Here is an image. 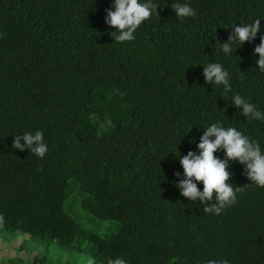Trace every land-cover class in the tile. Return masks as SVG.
<instances>
[{
	"label": "trees",
	"instance_id": "16d2710c",
	"mask_svg": "<svg viewBox=\"0 0 264 264\" xmlns=\"http://www.w3.org/2000/svg\"><path fill=\"white\" fill-rule=\"evenodd\" d=\"M153 2L159 16L117 43L105 21L114 0H0V243L22 239L0 264H264V187L245 165L229 162L243 190L219 215L177 186L180 158L213 123L264 151V120L232 101L264 113V0ZM177 2L197 15L177 17ZM256 19V39L226 55L232 27ZM209 63L229 72L227 95L206 81ZM36 131L43 158L12 147ZM85 214L109 224L82 226Z\"/></svg>",
	"mask_w": 264,
	"mask_h": 264
},
{
	"label": "clouds",
	"instance_id": "9594fccd",
	"mask_svg": "<svg viewBox=\"0 0 264 264\" xmlns=\"http://www.w3.org/2000/svg\"><path fill=\"white\" fill-rule=\"evenodd\" d=\"M159 4L153 0H114V9L107 10L106 23L115 28L112 33L117 43L132 41L135 39L134 33L141 24L149 20L155 13L159 16ZM176 16L183 19L185 17H195L197 12L187 3H175L172 5ZM233 32L229 36L227 43H221L222 51L226 55L233 53V44L242 46L245 42H252L256 39L261 30V21L256 19L253 23L234 25ZM236 50V49H235ZM255 53L259 55L256 64L264 72V36L260 38V43L255 47ZM229 72L220 63H209L204 66V76L207 82L215 85H222L224 94L232 91L229 80ZM234 105L241 110L243 115L249 120H264V113L259 111L254 104L235 94L232 99ZM23 139L24 143H21ZM12 147L14 149L28 148L31 153L43 158L48 146L44 143L42 131L35 134L25 132L24 136L15 135ZM225 152L224 159L216 155L217 151ZM238 161L245 165V174L248 179L259 187H264V151L259 142L237 130L235 127L222 126L221 123H213L206 127L200 137L198 152L189 151L180 158V163L184 169V179L178 181L181 195L187 197L189 201H199L207 205L208 201H215L211 205L203 208L206 213L219 215L223 209L234 205L237 202V194L243 187H234L229 183L232 173L229 171V162ZM180 175L179 172L176 173ZM198 182L203 183V190L198 187ZM3 218L0 217V223ZM109 264H113L109 261ZM114 264H125L123 259H117ZM209 264H216L210 261ZM223 264H229L224 261Z\"/></svg>",
	"mask_w": 264,
	"mask_h": 264
},
{
	"label": "rangeland",
	"instance_id": "374dc122",
	"mask_svg": "<svg viewBox=\"0 0 264 264\" xmlns=\"http://www.w3.org/2000/svg\"><path fill=\"white\" fill-rule=\"evenodd\" d=\"M85 215L90 219L91 222H87L85 219L82 218V219H80V223H81L82 226H84V225H87L88 226V223H90V224H93L92 227H95V228L103 231L104 228H100L99 226H97V224H103V225L109 224L107 222H100V221H98L97 223H95L92 220L93 218H92V216L90 214H85ZM87 226H85V227H87ZM20 242H22V239H18L16 241L11 242V243H7V242L0 243V259L1 258H8L9 256H12V255L14 256V253H15L14 247L16 245H19ZM20 254L22 255L23 253L20 252ZM33 255L34 254H30V256H29V255H27L25 253V256L27 258H32Z\"/></svg>",
	"mask_w": 264,
	"mask_h": 264
}]
</instances>
